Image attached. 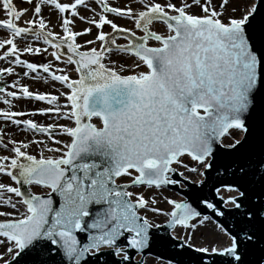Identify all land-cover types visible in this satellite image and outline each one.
Here are the masks:
<instances>
[{
	"label": "snow or ice",
	"instance_id": "6c2138e0",
	"mask_svg": "<svg viewBox=\"0 0 264 264\" xmlns=\"http://www.w3.org/2000/svg\"><path fill=\"white\" fill-rule=\"evenodd\" d=\"M95 3L98 18L86 22L97 32L81 45L77 37L91 28L77 32L72 26L74 18L85 20L78 10L87 8L85 0H40L27 26L18 25L26 10L0 0L6 17L0 28L8 33L0 39L3 56L27 69L24 76L42 69L67 89L59 93L61 105L56 95L17 82L12 87L19 92L0 86L5 104L22 96L46 102L49 107L38 112L55 115L42 125L17 118L25 112H0L14 125L45 134L31 141L41 146L38 154L11 140V154L0 155V174L15 185L0 182V206L10 209L0 210V264H124L128 249L156 244L178 249L167 264H186L184 257L187 264H264V0H139L136 8ZM43 5L60 14L62 35L47 29ZM121 18L133 28L118 24ZM106 25L111 33L103 31ZM26 34L50 45L57 61L66 47L62 62L74 66L75 78L68 69L21 59L22 53L47 51L18 47L16 39ZM117 36L126 43H117ZM97 41L99 47L91 46ZM114 52L122 54L120 67ZM186 172L197 174L195 185L214 180L211 192L236 210L230 225L215 223V240L193 243L211 216H202L187 199L164 196L170 206L164 210L154 196L129 190L184 188ZM123 177L127 181L120 182ZM222 191L235 194L225 197ZM194 196L216 217L226 215L199 188ZM148 212L165 216L173 231L156 235L160 225Z\"/></svg>",
	"mask_w": 264,
	"mask_h": 264
},
{
	"label": "rangeland",
	"instance_id": "374dc122",
	"mask_svg": "<svg viewBox=\"0 0 264 264\" xmlns=\"http://www.w3.org/2000/svg\"><path fill=\"white\" fill-rule=\"evenodd\" d=\"M61 2H63V3H72L73 2V0H61ZM173 2L175 3V2H177V0H173ZM15 3H17V4H15ZM13 5H14V7H16L18 10L19 9H24V10H26L25 12H24V14H22V16H21V18H20V20H19V23H21V24H18L19 26H26V24H25V22L27 21V20H29V19H32V18H34L35 16H34V14H33V9H34V6H35V2H34V0H32L31 1V3L29 4L28 3V0H13ZM92 7L94 8V10H95V7L93 6V4H92ZM42 8H43V14L41 13V17H47V16H50V15H52L53 17H54V15L55 16H57V13L53 10V8L51 7V6H48V5H43L42 6ZM193 11H196V9H192ZM91 13V15H86L87 17V19L89 20L91 17H93V12H90ZM2 18H6L5 17V12L3 11V9H2V6H0V19H2ZM109 18V17H108ZM109 19H112V18H109ZM53 21H54V24L52 25V27H55V29H54V32L55 33H58V34H60V35H62V28L60 27V20L59 19H57V22H55V20L53 19ZM87 20H85L84 21V24H88L87 22H86ZM117 23H119L120 25H122V26H124V27H128V28H133V24H132V22L131 21H129V20H127V19H119V20H117ZM86 27H88V26H86V25H77V24H75V27L73 28L74 29V31H77V32H80V31H82L84 28H86ZM105 27H107V25L106 26H104V28ZM52 31H53V28H52ZM0 32L2 33V38L1 39H4V38H7V36H8V34L7 33H5L4 31H1L0 30ZM95 34L96 33H94V34H92L89 38H88V40H92V39H94V36H95ZM86 38H83V39H81V40H79V41H76L77 43H80L81 45H84V42L86 41L85 40ZM16 43H17V45H20V46H18V47H20L21 49L23 48V47H28V46H32V44H30L29 42H27V41H22V40H20L19 42H17V41H15ZM98 42V41H97ZM96 43V42H95ZM94 43V44H95ZM32 47H39V46H37L36 45V43H34V46H32ZM94 47H96V45L94 46ZM39 48H41L42 50L43 49H47V51H44V53L43 54H30V53H22L21 54V59H23V60H25V61H28V62H33V63H38V64H42V63H50V64H52V66H53V70H55V69H57L56 67H55V64H54V62L53 61H51V58H52V56H51V53H49L50 52V49H48V47H45L44 45H42L41 47H39ZM6 49H4V48H0V55L1 54H3V52L5 51ZM120 54V56H122V54L121 53H119ZM117 56H119L118 54H116ZM119 56V57H120ZM14 58L13 57H7V58H4V56H1L0 57V61L1 62H3V63H6V64H8V63H10V60H13ZM124 59H125V61H126V64H125V66L126 67H128V66H130V61H127V57H124ZM46 60H48V61H46ZM116 66L117 67H120V60L118 59L117 60V64H116ZM8 67H11V66H8ZM0 68H4V67H2L1 66V63H0ZM13 68V72L12 73H10V74H6V78L9 80V84L12 86L13 85V82H17L18 81V79H19V73L18 72H16V70L18 69V68H22V67H12ZM59 68H65V69H68L69 70V75L71 76V74L73 73L72 71H71V66H61V67H59ZM24 71H27V70H25L24 68H22ZM29 74H32V73H30L29 72ZM42 75H44V76H46V74H42ZM45 79V81L46 82H48V83H46V84H44V85H42V84H38L37 86H36V89L35 90H31V91H35V92H37V91H39V92H45V93H50V94H52V95H56L57 97H58V99H59V103L61 104V105H63L64 104V98L63 97H60V95L59 94H55V93H53V92H51L55 87H58L57 85H55V84H53L52 82H50V81H47V79L46 78H44ZM19 85V84H18ZM20 86V85H19ZM23 86H25V85H23ZM13 88V87H12ZM17 87H15L13 90H11V91H14L15 89H16ZM58 88H60V87H58ZM30 90V89H29ZM7 91H9V89H7ZM58 93H60L59 91H57ZM63 92H66V91H63ZM41 104H43L44 106H41ZM45 107H49V105L45 102V103H39V104H36V106L35 107H30V110H29V112L30 113H32V114H40L39 112H38V110L39 109H41V108H45ZM39 116H41V118L42 119H45V118H48V117H50V119H51V121L53 122V119H52V117H55V115L54 114H41V115H39ZM36 117L37 116H35V118H29V119H32V120H34L35 122H37V123H39V124H42V125H46V124H48V122L46 121V122H43V123H40V120H36ZM38 118V117H37ZM19 119H27V118H19ZM68 122H65V121H62V124H67ZM3 124V123H2ZM1 123H0V125H2ZM18 127V126H17ZM19 129H21L20 127H18ZM19 130L18 129H16V130H14V131H11V132H8V131H4V132H0L1 134H7V141L6 140H4L1 136H0V140L1 141H3L5 144H10L9 143V141H11V140H15V141H17V142H23V143H27V144H30L29 145V152L30 153H34V152H38L39 151V147H41V146H39L38 147V145H34V144H32L31 143V141L32 140H42V139H44L45 138V136L44 135H40V134H37V133H33V132H30V137H24V134L22 133V132H19V133H16V132H18ZM59 139H62V140H66L67 139V137H64V136H61V137H58ZM51 143V142H50ZM11 145V144H10ZM11 153H9L7 150H1L0 149V155H10ZM47 154H49V153H46V155ZM187 159V158H186ZM180 171H184L183 169H179ZM188 177H189V179H192V180H197V179H199V177L197 176V174L196 173H185ZM0 179H2L3 180V182H5L6 184H11L9 181H8V179L7 178H5V176H0ZM129 190H132V191H140L142 194H144L145 196H149V195H152V196H154V198H156L157 199V207H159V208H161V209H164V210H169V208H170V206H168L167 204H166V202L164 201V199H163V197L164 196H167V197H169V198H173V199H177V200H180V198H179V195L176 193V192H169V191H162V190H154V191H149L147 188H132V189H129ZM5 195H11V194H5ZM13 199L15 200V198H14V196H13ZM0 210H2V209H0ZM10 210V209H9ZM8 210V211H9ZM147 215H148V218L150 219V221L151 222H153L154 224H158V225H161L163 222H165L166 221V217L165 216H163L162 214H153V213H151V212H148L147 213ZM178 229H181V228H178ZM190 231V230H189ZM219 232V229H217L216 227H215V223L213 222V221H211V220H209V221H205V223L202 225V226H200L199 228H198V230L195 232V234H194V241L193 242H195V243H199V244H202V243H204V242H206V241H212V240H215V239H217V236H216V234ZM147 259H152V261L154 262V264H161V262L158 260V259H156V258H150V257H146ZM145 258V259H146Z\"/></svg>",
	"mask_w": 264,
	"mask_h": 264
},
{
	"label": "water",
	"instance_id": "95a60500",
	"mask_svg": "<svg viewBox=\"0 0 264 264\" xmlns=\"http://www.w3.org/2000/svg\"><path fill=\"white\" fill-rule=\"evenodd\" d=\"M63 51L67 54L66 48H64ZM94 122H96V121L94 120ZM38 153H39V151L34 152L33 154H38ZM211 175L213 177H215V176L219 175V173H211ZM123 179H125V178H122V180ZM205 179L207 180V177H205ZM189 180L195 181L192 179H189ZM213 183H214V180H209L207 183H203L201 185H194V184L185 182V184L187 185V189L181 190L180 193L184 196L185 199L188 200L189 203L192 204L193 207H196L197 210L201 212V214H206L207 212L205 211L204 207L197 203L195 196H194V190L199 188L200 190H202L204 196H207L209 200L216 202L217 206L220 207L221 201L216 199L214 193L211 192ZM216 186L218 187L219 185L217 184ZM144 188H146V187H144ZM34 190H37V189H34ZM157 190L174 192V191L166 190V189H157ZM221 194L223 196L227 197L230 193H221ZM196 195H199V192H196ZM54 199L58 202V197L54 196ZM222 211H224L226 213V215L221 216V217H217L218 222L226 221L230 225L232 223V220H233V216L231 215V213H235L236 210L235 209H222ZM208 213H210V212H208ZM169 230L170 229L167 228L166 224L159 227L158 229H153V231L158 236H167L169 233ZM176 233H177V229H176ZM193 243L199 244V243H195V242H193ZM177 250L178 249L173 248L172 244H168L167 246L156 244V245H153L151 248L140 251V252H138L137 250L128 249L130 259H129V261L124 262V264H141L142 259L139 260L138 262H134V261H137V253H140L143 256L152 255V256L157 257L161 260L167 261L172 255H174L175 251H177ZM116 259H118V258H116ZM184 259H185L186 264H187V257H184Z\"/></svg>",
	"mask_w": 264,
	"mask_h": 264
},
{
	"label": "bare ground",
	"instance_id": "6f19581e",
	"mask_svg": "<svg viewBox=\"0 0 264 264\" xmlns=\"http://www.w3.org/2000/svg\"><path fill=\"white\" fill-rule=\"evenodd\" d=\"M61 60H64V58L62 57ZM21 71H22V68H19V69L16 70V72L19 73V79H18V81L20 80V81H21V84H23V85H25V86H29V87H31V88H32V87H36V85H38L39 81L36 80L35 77L40 78V77H41V74H33V73H32V74H29L27 78H26V77H22V78H21V74H20ZM31 76H33V77H31ZM41 81H43V82H45V83H48V82L45 81L44 78H43ZM24 102H28V101H23V102H21V106H22V107L24 106ZM35 106H36V104H35ZM35 106H34V107H35ZM6 127L8 128L9 131H14V130L18 129L17 126L11 125L10 123H7V124H6ZM19 132H21V130H19V131L16 132V133H19ZM28 150H29V148H28ZM184 232H185V230L182 229V228H181V229H177V235H178L179 237H183V236H184ZM193 241H194V236H193ZM140 255H141V254L137 253V261L139 260ZM151 256H152V255H148L147 257L152 258ZM160 262H163V264H167V263L164 262V260H161ZM166 262H167V261H166ZM141 264H154V262L152 261V259H147V258L145 259V258H144V260L141 261Z\"/></svg>",
	"mask_w": 264,
	"mask_h": 264
},
{
	"label": "flooded vegetation",
	"instance_id": "af4514ba",
	"mask_svg": "<svg viewBox=\"0 0 264 264\" xmlns=\"http://www.w3.org/2000/svg\"><path fill=\"white\" fill-rule=\"evenodd\" d=\"M85 2H86V5H87V8H88V4L90 3V0H85ZM113 3H115V1ZM79 9H85V7L84 6H80ZM53 10L56 11L54 8H53ZM42 18L46 21L47 27L50 26L51 24H54L52 15L47 16V17L43 16ZM6 89H8V87H6ZM3 95H5V94H3ZM0 148H2L3 150H7V147H4L3 144H0Z\"/></svg>",
	"mask_w": 264,
	"mask_h": 264
}]
</instances>
